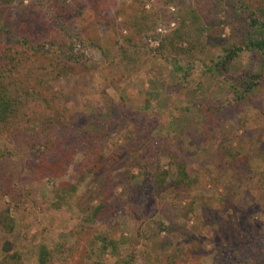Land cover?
I'll return each mask as SVG.
<instances>
[{"label":"rangeland","instance_id":"374dc122","mask_svg":"<svg viewBox=\"0 0 264 264\" xmlns=\"http://www.w3.org/2000/svg\"><path fill=\"white\" fill-rule=\"evenodd\" d=\"M195 1L12 0L9 7L0 5L5 44L15 43L27 22L38 27L50 22L53 32L98 33L114 45L129 34L141 47L138 54L130 49L137 59H125L121 68L106 64L99 49L76 44L89 67L56 83L67 102V113L59 114L63 120L85 137L104 139L108 161L101 171L86 173V155L80 152L64 176L37 180L27 163L39 151L16 134L0 135V212L9 208L15 219L13 232L0 226V260L6 242L23 264H38L41 243L52 248L67 242L75 264H114L131 255L134 264H168L171 254L177 258L172 264H264V82L251 94L252 102L237 103L226 74L204 71L199 59L193 82L182 87L171 63L152 51L178 22L154 25L150 17L143 26L151 27L141 32L124 24L136 8L139 14L164 15ZM61 11L67 26L55 19ZM229 32L226 27L223 36ZM259 62V56L245 52L231 66L233 78L260 70ZM180 160L197 180L191 191L174 184ZM157 171L168 172L165 182H158ZM62 181L76 183L78 191L55 208L53 190ZM100 203L105 205L101 217L87 221L88 209ZM100 232L121 242L118 252L102 251Z\"/></svg>","mask_w":264,"mask_h":264},{"label":"trees","instance_id":"16d2710c","mask_svg":"<svg viewBox=\"0 0 264 264\" xmlns=\"http://www.w3.org/2000/svg\"><path fill=\"white\" fill-rule=\"evenodd\" d=\"M170 2L178 4L175 0ZM11 4L12 0H0L1 6L9 7ZM86 5L94 12L97 11L94 7L96 4L89 2ZM135 11L136 15L126 19L124 24L134 26L138 32L151 27L143 26L148 25L150 17L154 25L160 21L178 22L173 32L152 51L156 52L157 57L161 56L171 63L180 86L186 87L193 82L190 77L196 61L202 59L204 71L226 74L224 81L234 95L235 102H252L251 94L264 82V0H196L185 9L178 8L177 11L164 15L139 14L138 8ZM55 19L62 26H67L62 11L55 13ZM22 26L21 35L15 43L5 44L0 41V135L16 134L27 145L39 151L27 163L37 180L64 176L80 152L86 155V173L95 174L101 171L108 161L104 139L100 136L85 137L81 129L63 120V116L59 114H63V111L64 114L67 113V102L62 99V92L56 87V83L67 75L80 73L83 66L89 67L83 56L76 51V44H87L99 49L106 64L121 68L125 59L130 63L137 59L135 54L130 55V49L138 54L141 47L135 43V37L129 34L123 38L124 42L116 40L117 44L114 45L108 41L103 42L98 33L62 35L58 30L53 32L51 30L55 27L50 22L45 23V27L28 22ZM46 27L48 33H45ZM226 27L230 32L223 36ZM215 50H221L222 53L215 57L212 53ZM245 52L259 56L261 69L250 70L235 80L231 74V66ZM200 54L206 58H201ZM62 125L67 129L60 132ZM3 156L4 152L0 149V159ZM157 173L158 182H165L168 172ZM108 180L107 183L110 184V175ZM196 181L187 163L184 160L178 161L174 184L191 191ZM77 191L76 183L60 182L53 190V206L62 207ZM104 209L105 205L102 203L91 206L86 213L87 221L98 220ZM0 226L8 233L13 232L15 219L9 208L0 212ZM96 238L104 253L108 250L118 252L121 242L107 232H100ZM261 238L260 243H264V235ZM4 249L6 254L0 264H23L21 254L12 251L11 242H6ZM71 256L72 248L67 242L52 248L46 243L37 247L38 264H75ZM175 260L176 254H171L168 264ZM134 262L135 257L131 255L116 260L114 264ZM257 262L253 261L254 264Z\"/></svg>","mask_w":264,"mask_h":264}]
</instances>
